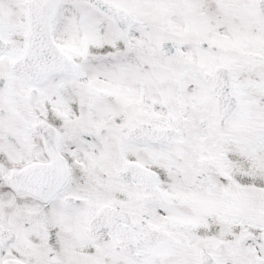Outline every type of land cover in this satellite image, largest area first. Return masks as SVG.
<instances>
[{
  "label": "snow or ice",
  "instance_id": "1",
  "mask_svg": "<svg viewBox=\"0 0 264 264\" xmlns=\"http://www.w3.org/2000/svg\"><path fill=\"white\" fill-rule=\"evenodd\" d=\"M0 264H264V0H0Z\"/></svg>",
  "mask_w": 264,
  "mask_h": 264
}]
</instances>
